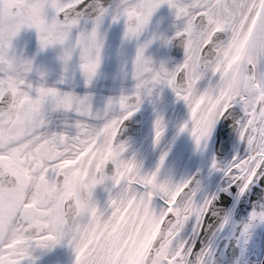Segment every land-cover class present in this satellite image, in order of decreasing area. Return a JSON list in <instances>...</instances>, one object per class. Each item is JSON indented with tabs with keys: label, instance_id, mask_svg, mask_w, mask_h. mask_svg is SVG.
<instances>
[{
	"label": "snow or ice",
	"instance_id": "obj_1",
	"mask_svg": "<svg viewBox=\"0 0 264 264\" xmlns=\"http://www.w3.org/2000/svg\"><path fill=\"white\" fill-rule=\"evenodd\" d=\"M162 4L172 10L173 35L184 50L172 66L145 55L151 41H140ZM83 8V0H0V264H35L38 249L60 242L72 249L74 264H209L211 246L194 243L205 219L216 216L222 228L221 194L243 195L264 177V0H120ZM109 17L137 46L131 59L123 42L109 53L133 85L100 108L88 94L34 76L32 58L13 43L22 28H34L41 47L58 46L60 60L75 59L91 83L105 57L101 25ZM165 86L187 105L180 128L197 148L218 121L232 118L244 147L228 160L212 159L211 170L224 181L215 189L195 176H161L166 153L144 169L120 138L123 122ZM163 131L157 115L155 142ZM98 185L107 192L102 204L94 195ZM82 193L96 223L91 213L77 214ZM258 222L264 223V202L240 225L242 244ZM79 228L86 233L77 239Z\"/></svg>",
	"mask_w": 264,
	"mask_h": 264
},
{
	"label": "bare ground",
	"instance_id": "obj_2",
	"mask_svg": "<svg viewBox=\"0 0 264 264\" xmlns=\"http://www.w3.org/2000/svg\"><path fill=\"white\" fill-rule=\"evenodd\" d=\"M171 14L172 10L170 14H167L162 38L159 44L156 43V48L151 56L156 63H165L166 61V63H169L168 58H165V61L163 60L162 53L164 52L163 49L166 44L163 37L174 36L173 34L175 32V25L173 23L174 18H171ZM33 47L34 50H28V52L24 54L32 58L34 65L39 69V72L33 75L39 76L40 73H43V78L49 85H55L64 91H69L67 87L69 83H72L71 62L65 65L60 60V51L54 52L51 46L41 47L39 39L34 42ZM182 59L178 62L182 61ZM175 63L177 62L174 61L167 66H172ZM74 85H76V88H74L72 92L80 95L88 94L94 107L100 108L104 105L107 96H100L99 94L93 93L97 87H106L105 83L93 86V81L91 83H85L82 78L74 80ZM117 94L118 93L115 95ZM137 111H142L144 113L146 121L142 129V134L138 140L133 142L129 138L124 139L128 145V154L134 155L140 161L144 169L151 170L160 162V155L166 153L167 155L160 169L161 176H170L173 180L179 181L187 178L192 171L199 170L201 172L199 178L201 183L208 187L212 175L217 172L211 171L210 168L212 161L210 152L211 147L208 149L205 143L203 148H197L191 133L188 130H181L180 125L189 117V110L185 102L182 99H178L175 93L173 91L171 92V89L169 94L166 93L164 95L161 87L154 90L150 97L144 99ZM163 112L166 117L165 121H163L164 131L161 134L159 142H155L154 121L157 115L162 117ZM209 141H213V135H211L207 142ZM238 142L237 134L235 133L230 151L221 160H228L232 157ZM217 185L218 180L212 185L211 189H214ZM96 191L95 197L97 201L102 204L107 198V192L103 185H99ZM232 207L224 217L226 220L224 226L221 228L219 224L208 242L212 251L218 239L224 236L229 229ZM255 226L256 224L251 228L248 238L255 234L253 232ZM191 229L192 224L189 222L186 231L191 232ZM262 242V247L264 248V229L262 232ZM53 254H55V257H53ZM35 264H74V253L66 242H60L50 248L38 249L35 253Z\"/></svg>",
	"mask_w": 264,
	"mask_h": 264
},
{
	"label": "flooded vegetation",
	"instance_id": "obj_3",
	"mask_svg": "<svg viewBox=\"0 0 264 264\" xmlns=\"http://www.w3.org/2000/svg\"><path fill=\"white\" fill-rule=\"evenodd\" d=\"M119 2L120 0H117V2L113 6L117 5ZM168 9L169 7L167 4H162L158 9H156L154 13L152 14L148 25L146 26L144 32L142 33L140 37L141 42L151 41L148 44V46L145 48V55L147 56L151 55L152 51H154L155 49L156 43H158L159 38L162 36L163 28L166 22L165 19L168 14L167 12ZM101 31L103 32L105 36V57H104L103 63L100 68L99 78L103 77L101 74L103 69L107 71L114 69V89H120L124 85H133L132 80L121 78L119 74L120 73L119 65L117 61L109 53L112 51V49L121 45V43L123 42L124 47L126 48V51H127L128 58L131 59L135 55L136 46H137L136 41H124L123 40V31H124L123 24L119 21H113L110 17L106 18L102 22ZM118 55L119 53H117V56ZM182 55H184V50H182L180 56L182 57ZM165 58H168L169 60V63H166L167 61L165 62L166 65L174 61L178 62L179 60H181L180 58L176 59L172 57L168 52L163 54L164 61H165ZM162 89L164 92H167L169 94L171 88L165 86V87H162ZM171 92H172V89H171ZM249 214L250 212L248 213L247 216L241 218V220L235 224V227L236 226L240 227V225L246 222ZM239 243H240V240L237 237V244H238L239 252H238L237 257L234 260V264H237L239 260L238 258V256L240 255V244ZM227 244L228 242H226V245ZM221 255H222L223 260L226 259L225 249L222 250Z\"/></svg>",
	"mask_w": 264,
	"mask_h": 264
},
{
	"label": "water",
	"instance_id": "obj_4",
	"mask_svg": "<svg viewBox=\"0 0 264 264\" xmlns=\"http://www.w3.org/2000/svg\"><path fill=\"white\" fill-rule=\"evenodd\" d=\"M233 130H234V126L232 123V118L227 117L226 120H224L222 124L220 138L218 140V145L216 147V150L219 154H223L227 150L229 141L232 137ZM242 149H243V146H242ZM221 195H224L226 197V202L223 205H219V207H222L226 210L232 199V196H227V194L225 193H222ZM254 202H255V198H252L250 201V207L252 206ZM219 221L220 219H218L216 216H213L211 219H207V218L205 219L204 231L202 233H199L198 238L195 242L198 248L207 243L210 235L215 230ZM263 264H264V261H263Z\"/></svg>",
	"mask_w": 264,
	"mask_h": 264
},
{
	"label": "rangeland",
	"instance_id": "obj_5",
	"mask_svg": "<svg viewBox=\"0 0 264 264\" xmlns=\"http://www.w3.org/2000/svg\"><path fill=\"white\" fill-rule=\"evenodd\" d=\"M24 29H25V27H24ZM28 29H29V34L30 35H32L33 34V32H34V29H31V28H29L28 27ZM205 144H203L201 147H199V148H203V146H204ZM207 145H208V143L206 142V147H207ZM208 188L210 189L211 188V184L209 183L208 184ZM259 223V222H258ZM263 225H264V223H259L258 224V226H257V228L258 229H261V228H263ZM260 232L257 230V237H258V239H256V241H254L253 243H252V245L253 246H256V245H258L259 243H260V240H259V236H260V234H259ZM239 234V233H238ZM238 237V236H237ZM240 244V255L238 256V258H239V260H238V262H237V264H242V263H246V264H254V263H252V262H250V261H252V260H250L249 258H248V254H249V252H250V248H252V247H249V245H247V243L246 242H244L243 244L240 242L239 243ZM251 245V246H252Z\"/></svg>",
	"mask_w": 264,
	"mask_h": 264
},
{
	"label": "clouds",
	"instance_id": "obj_6",
	"mask_svg": "<svg viewBox=\"0 0 264 264\" xmlns=\"http://www.w3.org/2000/svg\"><path fill=\"white\" fill-rule=\"evenodd\" d=\"M91 213V219L93 220L94 223L97 222V218L95 216L94 210L90 208V205L88 203V199H85L82 201V205L78 207L77 209V214L80 216H84L86 214ZM86 233V229L84 228H79V229H74L73 230V235L77 238L80 239L82 238Z\"/></svg>",
	"mask_w": 264,
	"mask_h": 264
}]
</instances>
